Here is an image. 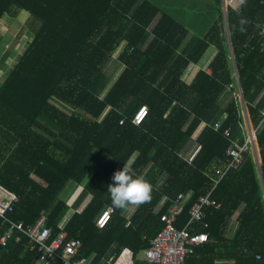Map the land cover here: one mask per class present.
Returning <instances> with one entry per match:
<instances>
[{"label":"trees","instance_id":"16d2710c","mask_svg":"<svg viewBox=\"0 0 264 264\" xmlns=\"http://www.w3.org/2000/svg\"><path fill=\"white\" fill-rule=\"evenodd\" d=\"M11 3L38 28L0 83V185L18 196L6 217L30 225L45 211L52 240L69 209L64 189L83 184L77 202L91 199L64 226L68 238L82 243L77 258L112 264L127 248L134 264H148L139 257L162 230L160 215L179 194L188 196L176 223L182 228L191 205L212 188L211 169L226 159L230 140L243 141L240 104L227 90L234 79L222 12L202 36L185 42L188 30L166 13L148 31L158 9L146 0H0V20ZM226 19L260 165L245 153L212 190L219 207L204 208L202 223L193 225L208 240L188 264H264V0L227 6ZM212 49L208 74L202 65ZM114 61L123 69L107 87L106 67ZM141 106L147 113L135 125ZM190 141L200 149L188 162ZM133 155L135 173L152 185L151 199L129 219L113 208L99 229L96 218L111 206L113 173ZM6 229L0 221V237ZM38 256L18 232L0 245V264H36Z\"/></svg>","mask_w":264,"mask_h":264},{"label":"built area","instance_id":"2783aa9c","mask_svg":"<svg viewBox=\"0 0 264 264\" xmlns=\"http://www.w3.org/2000/svg\"><path fill=\"white\" fill-rule=\"evenodd\" d=\"M260 36L263 38L264 46V21L260 28ZM235 88V89H234ZM234 91V97L240 104V112L243 117V128L246 130L244 115L241 109L242 92L238 81L228 84L227 90ZM147 107L141 106L136 112L132 123L139 125L145 118ZM264 115V111H263ZM220 127V123L214 125V130ZM257 128L251 127L245 131L243 141L240 137L231 139L230 146L227 148L224 162L217 166L214 165L210 175L213 182L212 188L191 205L188 210V220L182 228L176 226L177 218L184 211L188 196L179 194L170 204L167 210L160 215V221L163 223L162 230L150 241L149 247L142 251L140 259L148 264H188V257L194 253L196 247L207 242V233L192 231L194 224L202 223L204 213L203 209L209 206L219 207V205L211 198L212 190L221 181V179L230 171L239 168L244 159V154L251 153V142L256 141ZM226 138H230L228 129L223 132ZM200 146L195 149L187 157V161L191 162ZM18 201V196L5 187L0 185V221L7 224V229L0 237V245H5L8 238L15 232L25 236L28 239L30 249L36 248L39 256L36 264H90V259L81 257L77 258L82 243L79 239L68 238L64 230L65 223L60 222L58 225L59 232L50 240L51 229L47 226V215L45 211H41L38 218L33 224L25 225L23 222H14L6 217L13 210L14 204ZM114 209L111 206L102 210L96 218V226L101 229L108 223ZM19 236L15 237L18 242ZM112 258L109 259L111 261ZM112 264H134L132 252L125 248Z\"/></svg>","mask_w":264,"mask_h":264},{"label":"rangeland","instance_id":"374dc122","mask_svg":"<svg viewBox=\"0 0 264 264\" xmlns=\"http://www.w3.org/2000/svg\"><path fill=\"white\" fill-rule=\"evenodd\" d=\"M160 3V6L167 10L168 14L178 19L177 21H179V23H181L188 30L190 36H202L209 25L214 22L213 18L214 20L217 19L219 12H223L221 0H206L205 2L204 0H170V2H166L165 4L162 2ZM228 3L229 0L226 2V6H230ZM204 4L209 6L210 15L208 13L206 16H204ZM6 17L7 13L2 19L3 21H7L10 25L9 29L5 31L6 34L3 40L0 41V54L3 53V51H7L5 52L6 54H1L2 60H0V83L9 68L12 67V65L17 61L18 57L23 52V49L26 47V44L31 40L36 28H38L34 19L29 17L26 19L23 18V12H19L17 14L18 18L16 19L9 20ZM221 23L223 24V20H221ZM120 68L121 66H119V64H117L115 61L106 67L110 84L119 74L121 70ZM229 98V93H226L221 97L220 103L225 104ZM245 131L246 130H244L243 133L244 135ZM193 143V141L189 142V146H191L190 152H192L196 147ZM66 187H68V185Z\"/></svg>","mask_w":264,"mask_h":264},{"label":"crops","instance_id":"0c3cea01","mask_svg":"<svg viewBox=\"0 0 264 264\" xmlns=\"http://www.w3.org/2000/svg\"><path fill=\"white\" fill-rule=\"evenodd\" d=\"M142 1H145V0H138V3H141ZM146 1H148V2H150L153 6H155L157 9H158V13L156 14V16H155V18L153 19V21L151 22V24L149 25V28H148V31H151V29L154 27V25L156 24V22H157V20L159 19V17L161 16V14H163V13H166V14H168L167 13V10H165L164 8H162L161 6H160V2H162L163 4H165L166 2H170V0H146ZM206 0H204V2H205ZM230 2L228 3L232 8H236L240 3H241V1H243V0H235L234 2H233V0H229ZM224 2H225V4H224ZM226 2H228V0H221V5H222V10H223V12H222V20H223V27H224V30H225V39H226V44H227V48H228V51H229V59H230V62H231V68H232V77H233V83H235V80L236 81H238V83H239V79H238V74H237V70H236V66H235V63H234V57H233V53H232V46L231 47H229V41H230V37H229V39L227 38V34H226V25H225V14H226V11H225V14H224V10H226L227 9V6H226ZM137 3V4H138ZM14 6V7H13ZM9 11H10V13H9ZM15 11V12H14ZM204 16H206L208 13H209V15H210V8H209V6H207V4L205 5L204 4ZM19 12H23V18H27V17H29V18H31V16L27 13V12H25L21 7H19L17 4H15V3H11L10 4V6L8 7V9L6 10V13H7V17L6 18H8L9 20H12V19H16V18H18L17 17V14L19 13ZM25 13V14H24ZM218 14V13H217ZM168 15H170V14H168ZM219 15V14H218ZM171 17H173L172 15H170ZM176 21L178 20V19H176V17H173ZM32 19V18H31ZM216 20V19H215ZM214 20V18H213V21H215ZM179 22V21H178ZM213 23V22H212ZM226 23H227V19H226ZM37 24V23H36ZM9 25L10 24H8V22L7 21H3V19H1L0 20V41L1 40H3V38H4V36H5V34H6V30L7 29H9ZM182 25V24H181ZM211 25H209V27H210ZM209 27L207 28V30L209 29ZM227 29H228V25H227ZM207 30H205L204 31V33L207 31ZM229 32V31H228ZM191 36H190V34L188 33V37H187V39L185 40V42L190 38ZM32 39V38H31ZM150 39H151V37H150ZM31 41V40H30ZM29 41V42H30ZM184 42V43H185ZM28 45V43L26 44V46ZM125 45H126V41H122V43L120 44V46L116 49V51L113 53V59H115L118 55H119V53L123 50V48L125 47ZM230 45H231V42H230ZM25 49V48H24ZM23 49V50H24ZM5 52H7V51H3V53H1V54H6ZM9 52V51H8ZM1 54H0V60H2L1 59ZM215 54H216V50H214V49H212V51H210V55L208 56V58L204 61V64L202 65V69H204V71L206 72V73H210V70H209V68H208V65H209V63L212 61V59H213V57L215 56ZM192 67V65H190V68ZM189 68V69H190ZM121 70L123 69V66H121V68H120ZM120 70V71H121ZM186 74H188V71L186 72ZM186 76V75H185ZM116 79V78H115ZM114 79V80H115ZM111 83H113V82H111ZM111 84L109 83V85L108 86H110ZM239 85H240V83H239ZM235 89V88H234ZM236 91V90H235ZM244 101V100H243ZM243 106H245V102H244V104H241V109H242V112H243ZM246 107V106H245ZM247 110V109H246ZM247 114H248V112H247ZM244 115V114H243ZM244 119H245V117H244ZM248 119H249V116H248ZM249 122H250V120H249ZM245 124H246V130H249L248 129V127H247V123H246V120H245ZM250 125H251V123H250ZM251 127H252V125H251ZM257 151H258V148H257ZM136 155V154H135ZM135 155H133V157L130 159V161L129 162H132L133 160H134V158H135ZM258 155H259V153H258ZM253 156V155H252ZM254 159V158H253ZM128 162V163H129ZM254 162H255V160H254ZM259 162H260V159H259ZM82 190H83V184H81V185H74V184H68V187H66L65 189H64V191H63V197H64V199L66 200V203H67V205L69 206V209H68V211H67V214H66V216L62 219V223H65L66 224V222L68 221V219L70 218V216L76 211V212H81L82 210H83V208L87 205V203L90 201V199H91V195H85L84 197H83V199L81 200V201H79V202H77V200L79 199V195H80V193L82 192ZM79 203V204H78ZM76 204H78V205H76ZM137 208V206L136 205H131V206H129L127 209H123V212H122V214H123V216L126 218V219H129L130 217H131V215L134 213V211H135V209ZM235 217H236V215L234 216V218H232V220H233V223H232V225H231V228H230V230H229V233H228V237L229 238H232L233 237V235H234V233H235V231H236V228H237V222H236V220H235ZM141 257V256H140ZM139 257V258H140ZM142 260V259H141ZM233 261L232 260H225V259H223V260H216L215 261V263L216 264H224V263H232ZM100 264H102V263H100Z\"/></svg>","mask_w":264,"mask_h":264},{"label":"clouds","instance_id":"9594fccd","mask_svg":"<svg viewBox=\"0 0 264 264\" xmlns=\"http://www.w3.org/2000/svg\"><path fill=\"white\" fill-rule=\"evenodd\" d=\"M112 183L107 189L111 206L115 209H127L131 205L139 206L151 199L152 185L142 176L137 175L131 162L115 171Z\"/></svg>","mask_w":264,"mask_h":264},{"label":"bare ground","instance_id":"6f19581e","mask_svg":"<svg viewBox=\"0 0 264 264\" xmlns=\"http://www.w3.org/2000/svg\"><path fill=\"white\" fill-rule=\"evenodd\" d=\"M224 4H225V2H224ZM243 114H244V117H245V120H246V123H247V127L250 130L251 125H250V122H249V119H248V114H247V110H246L245 106H243ZM251 152H252L253 158L255 160V164L259 168L260 162H259V155H258L257 145H256L255 140H252V142H251Z\"/></svg>","mask_w":264,"mask_h":264},{"label":"water","instance_id":"95a60500","mask_svg":"<svg viewBox=\"0 0 264 264\" xmlns=\"http://www.w3.org/2000/svg\"><path fill=\"white\" fill-rule=\"evenodd\" d=\"M225 11H226V10H224V14H225ZM225 17H226V14H225ZM225 25H226V34H227V38L229 39V32H228V29H227L226 18H225ZM229 47H231V45H230V41H229ZM242 101H243V97H242ZM243 103H244V101H243Z\"/></svg>","mask_w":264,"mask_h":264}]
</instances>
